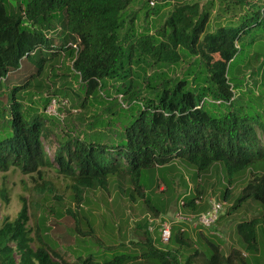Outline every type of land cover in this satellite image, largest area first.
Masks as SVG:
<instances>
[{
	"label": "trees",
	"instance_id": "1",
	"mask_svg": "<svg viewBox=\"0 0 264 264\" xmlns=\"http://www.w3.org/2000/svg\"><path fill=\"white\" fill-rule=\"evenodd\" d=\"M154 1L150 6L149 0H0V86L23 61H37V72L30 78L34 79L43 74L46 62L62 55L71 60L70 69L83 84L80 107L88 109V100L102 104L104 97L108 101L105 112L117 116L119 126L112 139L110 132L96 131L82 139L66 136L53 142L55 130L49 120L53 118L23 105L25 99L31 102L35 96L28 91L30 86L39 92L42 89L39 81L33 86L28 80L6 96L9 118L0 121V173L14 168L30 176L35 208L47 200L49 182L44 171L48 169H56L71 182L72 199L77 203L88 190L106 189L113 176L127 178L143 197L145 188L153 190L156 175L176 161L192 170L194 181L214 169L220 171L226 183L224 202L231 194L229 188L249 174L252 180L242 189L245 194L235 207L251 199L263 213L239 223L236 232L245 248L255 254L256 229L264 226V121L259 115H264V110L253 103L256 98L262 100L259 95L242 90L246 80L235 76L231 66L244 45L242 36L251 29L264 28V4L251 0ZM9 2H14L11 10L6 6ZM136 3L139 8L131 12ZM164 7L169 11L162 24L150 21ZM245 13L252 16L247 18ZM243 17L252 25L242 23ZM211 19L216 21L212 31ZM57 24L62 43L53 51L48 36ZM182 62L186 67L181 78L170 77L163 70ZM236 70L241 73L238 67ZM110 87L120 94L121 104L130 105L128 109L108 94ZM48 102L45 97L44 105ZM2 106L0 96V119L5 110ZM97 125L94 119L88 128ZM148 172L150 179L145 177ZM160 181L165 184L160 193H168L167 181ZM198 188L196 196H181L184 212L207 210L197 206L203 194L202 187ZM0 198L7 202L4 189ZM19 201L16 217H6L0 223V264H69L42 241L39 227L29 226L28 202L24 197ZM158 201V207L148 205L154 216L164 213L166 207L163 199ZM141 226L146 252L140 257L157 264H178L177 251L173 255L153 246L147 220ZM188 238L187 232L175 225L169 244L188 246ZM198 238L204 242L191 248L184 264H255L247 262L237 249L225 255L217 238L201 234ZM136 258L122 254L99 263L86 257L75 264H129Z\"/></svg>",
	"mask_w": 264,
	"mask_h": 264
},
{
	"label": "rangeland",
	"instance_id": "2",
	"mask_svg": "<svg viewBox=\"0 0 264 264\" xmlns=\"http://www.w3.org/2000/svg\"><path fill=\"white\" fill-rule=\"evenodd\" d=\"M257 2L259 6L264 4V1ZM6 6L8 10H11L14 8V2H9ZM137 8H139L138 3L131 7V12L136 11ZM167 11H169V8L164 7L161 14L150 19V21L155 20V24L161 25ZM245 14H247V18L252 16L248 13ZM214 15H212V18ZM247 18L243 17L241 19L242 23ZM246 22L253 23L252 21ZM136 25L139 24L136 23ZM215 26L216 21L211 19L210 31ZM60 33L61 27L57 24L54 32L48 36L53 43V51L61 46L62 39H58ZM242 37L244 45L232 64L231 71L235 76H240L241 79L246 80L242 90L247 88L252 93L259 95L258 97L263 101L256 98L253 103L255 107L264 110V28L251 29L247 35ZM47 55H44V57L49 58ZM54 58L45 63V66H43L45 67L44 72L39 77L30 79L37 72V61L33 59L23 61L18 70L10 72L7 79L1 81L0 96L2 107L5 110L2 114L3 119L1 118L0 121H6L9 118L6 96L10 90L23 85L28 80L33 86L39 81L42 86L41 91L39 92L30 86L28 91L34 93L35 96L31 98V102L28 99L23 101L25 107L35 108L45 116L43 112L47 104L44 105V99L48 96L61 98L69 105H67L69 109L64 106L67 114L65 113L66 117L62 121L48 118L50 125L55 130V140L53 142H59L61 138L66 136L82 139L91 132L96 131H103L105 134L110 132L108 135L112 139V133L118 131L119 126L116 121L117 116L105 112V108L108 106L107 99L103 97L104 103L102 104L88 100V109L83 110L80 107V103L84 98L83 84L80 83L70 69L71 60L62 55ZM185 67L186 62H182L178 67L164 68L163 70L170 77L181 78ZM237 67L241 71L240 74L236 70ZM146 71L151 73L150 68H146ZM108 94L123 109L129 108L130 105L127 102L122 101L123 104H121L120 94H117L112 87L108 89ZM72 110H78V113H73ZM114 111L118 112L117 109ZM60 112H62V109ZM262 114L259 115L263 119L261 121H264V115ZM94 119H97L98 125L90 130L88 123ZM50 154H53V151L50 150ZM173 163V166L168 167L163 174L156 175L157 181L153 190L145 188L143 197L139 196L134 185L127 178L113 176L109 178V185L106 189L88 190L82 194L81 203H77L72 199L71 182L59 176L56 169H48L44 171V177L49 182L46 192L47 200L39 208L34 207L36 195L33 191L34 184L31 177L24 176L19 170L12 168L6 173H0V190L4 189L7 196L6 203L1 201L0 198V223L6 217L11 220L16 217L21 207L19 199L24 197L30 209L29 226L35 227V229L39 227L42 241L54 248L66 263H79V258L85 259L86 257L104 263L117 255L127 254L137 257L129 264H157L154 260H145L140 257L146 252L142 222L147 218L169 219L172 221L178 211L180 197L188 193L196 196L197 189L200 186L203 193L197 205L203 208L200 210L208 208L209 199H214L223 204L221 217L214 226L217 231H220L221 238L219 236H216V238L221 242L222 251L228 254L233 249H237L242 253V257L246 256L247 262L264 264V226L262 225L256 229L258 258H255L254 252L245 248L236 232L239 223L259 218L263 213L261 206L251 199L242 201L235 207L236 200L245 194L242 189L252 180V176L248 174L244 181L229 188L231 194L228 200L224 202L222 194L226 183L222 180L220 171L214 169L211 174L198 178L200 181H194L192 180V170L189 167L178 161ZM172 167L174 169H170ZM150 176V172L145 174V177H149V179ZM160 179L167 181L168 193H160L165 189V184ZM160 199L166 202L164 213L154 216L149 206H160L158 201ZM145 200H148L147 203H145ZM179 209L183 214L189 215L190 213V210L184 212L180 205ZM68 210L73 212L71 214L73 217L67 213ZM181 225L188 234V246L172 245L170 243L165 247L157 241V231L154 230L153 233H150V239L153 241L154 247L162 251H169L173 255H176V251L178 252V264H184V259L191 252V248H195L196 245L200 246L204 242L202 238H198L199 234L207 236L209 230L212 229L192 227L191 224L184 223Z\"/></svg>",
	"mask_w": 264,
	"mask_h": 264
},
{
	"label": "built area",
	"instance_id": "3",
	"mask_svg": "<svg viewBox=\"0 0 264 264\" xmlns=\"http://www.w3.org/2000/svg\"><path fill=\"white\" fill-rule=\"evenodd\" d=\"M149 5L154 6L155 1L149 0ZM48 98L49 102L45 106L43 113L48 117L56 118L62 121L67 114L64 106H67L68 104L65 101L61 100V98H58L56 96H48ZM61 109L62 112H60ZM72 112L77 114L78 110H72ZM208 203L209 206L207 210L197 214L189 213V215H187L186 213L183 214L179 209V205L182 210L184 209V200L183 197H181L178 203V211L176 212L175 217L174 219H172V221H170L169 219L157 220L155 218H147V230L149 233H153L154 230L157 231L160 243L164 246L169 244L171 240L172 227L175 225L180 226L181 231H186V229L181 225L183 223L191 224L192 227H200L206 229L213 228L219 220L223 204L215 201L214 199H209Z\"/></svg>",
	"mask_w": 264,
	"mask_h": 264
},
{
	"label": "crops",
	"instance_id": "4",
	"mask_svg": "<svg viewBox=\"0 0 264 264\" xmlns=\"http://www.w3.org/2000/svg\"><path fill=\"white\" fill-rule=\"evenodd\" d=\"M258 1V0H257ZM257 1H252L251 0V3H255V4H257L258 2ZM220 175L222 176V174L220 173ZM221 217V216H220ZM213 230V231H212ZM216 230V231H215ZM216 236H219L220 238H221V235H220V231H217V229H215V227H214V229L212 228L211 230H209V233H208V235H207V237H209V238H216ZM225 255H228V254H225ZM255 256H257L258 257V255H257V253H255ZM244 257L246 258V256L244 255Z\"/></svg>",
	"mask_w": 264,
	"mask_h": 264
}]
</instances>
